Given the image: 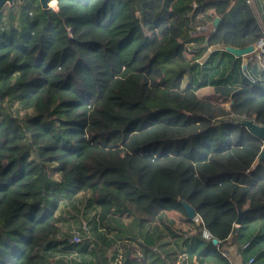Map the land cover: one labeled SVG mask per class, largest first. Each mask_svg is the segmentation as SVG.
Wrapping results in <instances>:
<instances>
[{"label":"trees","instance_id":"obj_1","mask_svg":"<svg viewBox=\"0 0 264 264\" xmlns=\"http://www.w3.org/2000/svg\"><path fill=\"white\" fill-rule=\"evenodd\" d=\"M54 1L0 9V264H48L57 206L87 192L117 264H174L175 244L233 264L226 243L264 223L263 142L242 123L264 126V72L226 51L199 60L254 46L256 11L246 0ZM204 86L211 96L197 95ZM173 215L195 233L182 239ZM80 243L63 250L110 264L97 241ZM245 244L240 261L264 264V247Z\"/></svg>","mask_w":264,"mask_h":264},{"label":"rangeland","instance_id":"obj_2","mask_svg":"<svg viewBox=\"0 0 264 264\" xmlns=\"http://www.w3.org/2000/svg\"><path fill=\"white\" fill-rule=\"evenodd\" d=\"M49 5L56 9V5L53 2V0L49 3ZM255 11L256 10L254 9V12ZM256 12H257L256 18L260 22V26L263 30V35H264V17L262 14L260 13L258 14V11ZM205 54L202 55V58H200L199 62L204 61L206 59ZM251 57L253 60L257 61L259 71L264 72V53L261 52V49L258 48L256 49L255 53L246 55V58H248L247 60H251ZM180 77L183 86H187L190 83V76L188 73L181 74ZM196 93L200 97L201 96L208 97L211 96L210 94H212V88L210 86H204L198 89ZM54 166L55 164L51 165V168H53ZM88 197H90V194L88 192L79 193L70 202L62 201L57 206L55 211H56V215L59 218V221L56 225L58 232L54 235V237H52V241L54 243L57 242L58 245H55L54 247L55 249L53 250L50 249L51 251L49 252L47 251L45 253L44 255L45 260H48V264H71L70 260L76 254L75 249H77V247H70V249L68 250V251L72 250L70 252H66L65 250H63L64 249L63 247H65L66 244L71 245L68 242L73 238V234L79 235V237L81 238L80 240L81 243L79 242L80 244L88 243V240H90L91 242L98 241L99 243H104V245L107 247H109L111 244L113 245V242L111 241L114 240V237L112 235H106V234L104 235V231L102 229L96 228L97 225H94L93 221H94L95 213L93 212L94 211L96 212L98 210L93 205L91 206L89 205ZM88 208L89 209L91 208V211L86 212ZM172 217L173 220H175V223L171 224V227H173L176 230V232L178 231L183 232L182 233L183 236H181L182 239L186 240V238L188 239L190 235H193L195 233L194 229L187 226L186 224L180 223V220L178 218L179 216L173 215ZM228 246H229L228 251H222L223 256L228 254L233 264H240L239 258L235 253L236 251L235 247L233 245H228ZM91 247L92 244H90L89 248ZM136 248L139 250L138 246H136ZM176 248L177 245L175 244L174 246L175 254L172 255V259L174 258L173 263L187 264V262H185L186 256L183 254V251L179 252L178 249V252L176 253ZM225 249H227V246L225 247ZM107 253L109 254V257L111 256L117 257L118 254L117 250L115 249L113 250L112 248L109 249V252L107 251ZM121 258H122V254H121ZM75 260L76 259L74 258L72 260V263ZM114 261L115 260L111 261V263H114Z\"/></svg>","mask_w":264,"mask_h":264},{"label":"crops","instance_id":"obj_3","mask_svg":"<svg viewBox=\"0 0 264 264\" xmlns=\"http://www.w3.org/2000/svg\"><path fill=\"white\" fill-rule=\"evenodd\" d=\"M260 1H262V0H260ZM262 5H263V3H262ZM233 6V4H231L230 5V7H232ZM263 13L264 14V7H263V11H261L260 10V13ZM212 28H215L214 26H212ZM226 47H223V46H218V48H210V49H208L204 54L206 55V59L204 60V61H206L207 59H208V55L210 54V52L211 51H213V50H216V52H217V55H216V58L218 59L219 58V56H220V54L223 52V51H226V49H225ZM227 52V51H226ZM229 53V52H228ZM253 53H255V51H253L251 54H253ZM247 55H249V54H247ZM234 57V56H233ZM241 58H242V66H245V65H256L257 64V61L256 60H253L252 59V57H251V60H247L248 58H246V55H242V56H240ZM246 59H245V58ZM235 58H237V57H235ZM204 61H201V63L202 62H204ZM88 199L90 200V197H88ZM91 202V201H90ZM89 203V202H88ZM89 205L91 206L92 204L91 203H89ZM94 206V205H93ZM95 207V206H94ZM96 208V207H95ZM97 209V208H96ZM88 211H91V208L89 209L88 208V210H86V212H88ZM97 212L98 211H94L93 213H95V215L97 214ZM249 228V229H248ZM246 230H244L243 232H245V234H246V236H247V231L249 230V233H248V238H245L246 236H242V239L239 241V244L238 243H236L235 245H233L234 247H235V249L236 248H238L239 246H240V244H244V245H246L245 243H250V244H252L253 243V245H252V247L253 248H255L257 245H261V246H263L264 247V237H261V236H264V223L263 222H257V223H254V224H250L249 225V227H248ZM201 238H202V240L204 241V238L201 236ZM98 242V241H97ZM69 243V242H68ZM111 243V242H110ZM174 243H177L176 241L174 242ZM98 244L101 246L102 245V247H104L108 252H109V249H115V250H117V252H118V254H117V257H114V256H111V260H110V264H117V263H120V261H121V254H122V250H121V247H119L118 246V242L116 241V242H113V245L111 244L109 247H107V246H105L104 245V243H99L98 242ZM226 244H230V242H228V243H226ZM227 245V246H228ZM204 247V245H201V248H203ZM224 247H226V245L224 246ZM135 248H136V245H135ZM186 248L187 247H183L182 246V248L180 247V250H179V252H182L183 251V254L186 256V260H185V262H187V264H222V263H219V262H217L215 259H211V257H207V256H205V257H198L197 258V252L196 253H193L192 255H187V253H186ZM87 250H89V249H87ZM136 250H138L137 248H136ZM228 251V249H223V250H221V251ZM235 253H236V255H237V252L235 251ZM109 255V254H108ZM81 256H82V260H81ZM253 256H255V254H252V253H249L248 254V257L249 258H251V257H253ZM228 257V256H227ZM76 259L73 263H72V260L73 259ZM85 259V261H87V262H89V263H91L92 262V260H91V257H89L88 255H86V254H80V252H78V253H76L75 255H74V257L73 258H71V260H70V262H71V264H81L82 262L81 261H83ZM113 260H115L114 261V263H111V261H113ZM247 260V259H246ZM245 260V261H246ZM248 261V260H247ZM247 261H246V263H247ZM88 263V264H89ZM239 263L240 264H243V262H241L240 261V259H239ZM262 263H264V257H263V261H262Z\"/></svg>","mask_w":264,"mask_h":264},{"label":"water","instance_id":"obj_4","mask_svg":"<svg viewBox=\"0 0 264 264\" xmlns=\"http://www.w3.org/2000/svg\"><path fill=\"white\" fill-rule=\"evenodd\" d=\"M22 1V0H19ZM40 6L42 7V9H53V7H51L49 5V3L52 0H38ZM13 2V0H0V9L3 7V5L5 4H11ZM53 2L55 3V1L53 0ZM219 22V18H215L214 22H213V26L216 28V26L218 25ZM227 52L231 53L234 57H240L242 55H247V54H251L254 51V47L252 45H249L247 47L244 48H231V47H226L225 48ZM243 125L255 136H257V138L259 137L262 142V151L259 154L256 162L254 163V165H257L263 158H264V126L260 125V124H256L254 122L253 119H243L242 120ZM183 207L186 208L188 217L193 219L194 217H196V213L193 207H191L189 204L182 203ZM242 215V212L239 214L238 219L236 220V224L238 225L240 223V217ZM209 239L212 241L213 244H216V240L214 238H212L211 236L209 237ZM125 264V262L123 263Z\"/></svg>","mask_w":264,"mask_h":264},{"label":"built area","instance_id":"obj_5","mask_svg":"<svg viewBox=\"0 0 264 264\" xmlns=\"http://www.w3.org/2000/svg\"><path fill=\"white\" fill-rule=\"evenodd\" d=\"M231 1V4L234 3L233 0H229ZM249 4H251V6L253 7V9H255L256 11H260V9L262 8V1L260 0H246ZM257 13V12H256ZM260 48L261 52L264 53V35L261 36V38L256 42L254 49L256 51V49ZM204 236L205 238H209V234L207 232L204 231ZM81 238L79 237V235L75 234L73 235V238L70 240V243H78L80 242ZM251 259L248 261V264H251Z\"/></svg>","mask_w":264,"mask_h":264},{"label":"bare ground","instance_id":"obj_6","mask_svg":"<svg viewBox=\"0 0 264 264\" xmlns=\"http://www.w3.org/2000/svg\"><path fill=\"white\" fill-rule=\"evenodd\" d=\"M254 46H255V45H254ZM254 46H253V47H254ZM254 51H255V49H254ZM205 232H206V231H205ZM203 234H204V232H203ZM203 234H202V237L205 238V236H204ZM209 237H210V236H209ZM69 243H70V241H69ZM70 244H71V243H70ZM249 260H250V259H249ZM249 260H248V261H249ZM248 261H247L246 264H248Z\"/></svg>","mask_w":264,"mask_h":264}]
</instances>
